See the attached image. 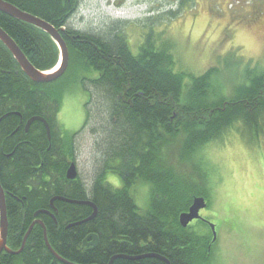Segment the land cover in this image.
Masks as SVG:
<instances>
[{"label":"trees","instance_id":"1","mask_svg":"<svg viewBox=\"0 0 264 264\" xmlns=\"http://www.w3.org/2000/svg\"><path fill=\"white\" fill-rule=\"evenodd\" d=\"M3 1L55 27L68 48L70 67L54 83H34L0 42V184L6 195L7 246L19 251L36 219L43 225L34 226L19 255L2 253L0 264H60L46 246L44 228L51 249L70 264H111L117 256L150 254L170 264H207L213 233L204 236L195 224L209 228L208 215L201 214L187 228L180 224V216L189 211L195 198L205 199L208 208V197L187 187L177 163L192 161L199 148L239 121L251 132L260 129L264 69H245L244 95L241 92L229 99L223 94L212 103L210 97L217 89L212 78L219 74L218 69L199 77L176 71L172 41H158V23L163 18L172 20L175 12L149 19L150 24L143 27L149 31L142 44L140 36L139 52L134 55L128 42V22L108 19L97 32L70 26L80 0ZM0 28L37 70L56 68L60 51L49 35L1 12ZM77 88L88 92L89 98L85 123L72 133L58 117L65 96ZM35 117L48 123L50 141L41 122L33 123L26 132L27 122ZM86 130L93 136L89 185L79 176L67 179L70 166L79 158L77 138ZM109 175L118 177L123 187H113ZM139 183L150 187L144 213L132 193ZM56 197L91 202L97 207V216L77 225L93 209L65 202L55 203L57 213L52 217L39 214L50 211V200ZM90 235H96L98 243L84 247ZM112 264L165 263L146 258L117 259Z\"/></svg>","mask_w":264,"mask_h":264},{"label":"rangeland","instance_id":"2","mask_svg":"<svg viewBox=\"0 0 264 264\" xmlns=\"http://www.w3.org/2000/svg\"><path fill=\"white\" fill-rule=\"evenodd\" d=\"M184 1L80 0L70 26L97 32L108 19L128 22V42L137 55L149 31L143 28L150 24L149 19L175 12L172 20L163 18L156 24V32L158 41H172L176 71L199 77L217 68L219 74L212 78L217 88L210 97L212 103L223 94L229 99L241 92L244 95L242 73L264 69V0ZM69 67L68 53L65 74ZM88 98V92L79 88L65 96L58 120L68 132L83 127ZM259 120L258 131L251 132L239 121L199 148L192 161L177 163L187 187L208 197L209 207L201 214L208 215L215 226L216 239L207 264H264V114ZM77 152V174L89 185L94 159L93 136L88 130L77 138ZM108 182L116 189L123 187L116 176L109 175ZM132 193L140 212L147 211L150 187L139 183ZM195 226L210 236V227Z\"/></svg>","mask_w":264,"mask_h":264},{"label":"water","instance_id":"3","mask_svg":"<svg viewBox=\"0 0 264 264\" xmlns=\"http://www.w3.org/2000/svg\"><path fill=\"white\" fill-rule=\"evenodd\" d=\"M0 12L15 19V20H19L22 21L24 23H27L31 26H34L38 29H40L41 31H43L44 33H46L47 35H49L51 37V39L56 43V45L59 48L60 54L62 56V63L60 68L58 69V71L56 72H41L39 70H37L26 58V56L22 53V51L19 49V47L17 46V44L9 37V35L0 28V42L3 43V45L10 51V53L12 54V56L14 57V59L16 60V62L19 64L20 68L23 70V72L30 78V80L34 83H38V84H50V83H54L56 81H58L61 77L64 76L65 71L67 69V63H68V48L66 46V43L64 42V40L61 37L60 32L53 27L52 25H50L49 23L45 22L44 20L35 17L31 14H28L22 10H20L19 8L13 6L10 3H7L3 0H0ZM36 121H40L43 124H45L46 128H47V134H48V138H50V131L48 129V124L47 122L39 117H35L33 119H31L28 124L26 129H29L30 125ZM78 174H77V169H76V165L72 164L67 172V179L68 180H75L77 178ZM55 201H62L68 204H73V205H80V206H88L91 207L93 209V214L85 221L77 224H84L87 222H90L92 220H94L97 216V207L91 203V202H81V201H72V200H67L64 198H55L53 200V203ZM206 208V202L205 199L203 198H196L192 204V206L190 207L189 211L187 213H183L180 216V224L182 225L183 228H187L189 226L190 223H192L195 220H200V211L204 210ZM37 215V214H36ZM36 223H40V222H35L34 224H32V226L30 227V230L28 231L26 237L24 238L23 241V245L20 251L17 252H12L8 246H7V240H8V218H7V207H6V195L1 187L0 184V254L1 253H6V254H10V255H18L20 254L25 245H26V241L28 236L30 235L33 227L36 225ZM211 230L213 232L214 235V240L216 239V230H215V226L211 225ZM44 237H45V242L46 245L49 249V251L53 254V256L61 263V264H70L69 262H66L65 260L61 259L58 255L55 254V252L51 249L49 243H48V239H47V235H46V230L44 229ZM90 240H92L91 242H89ZM98 243V237L96 235H90L88 236L85 240H84V247H95ZM146 258H155L158 259L160 261H163L165 264H170L168 262V260H166L165 258L158 256V255H145V256H141V257H127V256H117L114 257L111 260V264L113 263V261L117 260V259H123V260H128V261H137V260H142V259H146Z\"/></svg>","mask_w":264,"mask_h":264},{"label":"flooded vegetation","instance_id":"4","mask_svg":"<svg viewBox=\"0 0 264 264\" xmlns=\"http://www.w3.org/2000/svg\"><path fill=\"white\" fill-rule=\"evenodd\" d=\"M56 198H59V197H56ZM62 198V197H60ZM55 198H52L51 200H53ZM51 200H50V211H47V212H39V214H49L51 216V214L53 215V212L54 213H57V209L55 208V203L56 202H62V201H55L54 204H53V207L51 206ZM200 215H201V212H200ZM52 217V216H51ZM54 217V216H53ZM203 217V216H202ZM41 219H36L35 222H40ZM204 221H207V220H204ZM41 223V222H40ZM37 224V223H36ZM192 224H194V221L189 225L191 226ZM51 253V252H50ZM52 254V253H51ZM53 255V254H52ZM54 257V256H53ZM55 258V257H54ZM56 259V258H55ZM57 260V259H56ZM60 263V262H59ZM61 264V263H60Z\"/></svg>","mask_w":264,"mask_h":264},{"label":"bare ground","instance_id":"5","mask_svg":"<svg viewBox=\"0 0 264 264\" xmlns=\"http://www.w3.org/2000/svg\"><path fill=\"white\" fill-rule=\"evenodd\" d=\"M61 63H62V56H61V54H60V62L58 63V65L56 66V68L55 69H53V72H56V71H58V69L60 68V66H61ZM23 71V70H22ZM33 119V118H32ZM31 120V119H30ZM29 120V121H30ZM28 121V122H29ZM28 122H27V124H28ZM36 122H40V121H36ZM35 123V122H34ZM42 123V122H41ZM33 124V123H32ZM31 124V125H32ZM48 124V123H47ZM31 125H30V127H31ZM44 126H45V124H44ZM49 126V125H48ZM26 127H27V125H26ZM30 127H29V129H30ZM45 128H46V126H45ZM29 129H26V132H28L29 131ZM48 129H49V131H50V138H48V140L50 141L51 140V130H50V127H48ZM46 131H47V128H46ZM47 137H48V134H47ZM60 198V197H59ZM54 200V199H53ZM53 200H51V206L53 207ZM37 216V215H36ZM35 223V222H34ZM33 223V224H34ZM2 254V253H1ZM0 254V255H1ZM19 255V254H18Z\"/></svg>","mask_w":264,"mask_h":264}]
</instances>
